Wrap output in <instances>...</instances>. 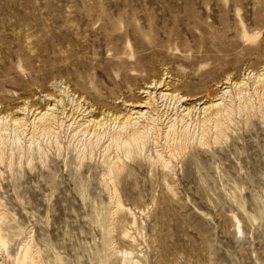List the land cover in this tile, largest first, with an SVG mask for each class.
<instances>
[{
  "label": "rangeland",
  "instance_id": "obj_1",
  "mask_svg": "<svg viewBox=\"0 0 264 264\" xmlns=\"http://www.w3.org/2000/svg\"><path fill=\"white\" fill-rule=\"evenodd\" d=\"M28 244L264 264V0H0V264Z\"/></svg>",
  "mask_w": 264,
  "mask_h": 264
},
{
  "label": "bare ground",
  "instance_id": "obj_2",
  "mask_svg": "<svg viewBox=\"0 0 264 264\" xmlns=\"http://www.w3.org/2000/svg\"><path fill=\"white\" fill-rule=\"evenodd\" d=\"M262 76H263V75H259V76L257 77V83H260V82L263 81V80H261ZM241 84H243V83L241 82ZM127 121H128V120H127ZM127 121H126V123H124L123 127L129 124ZM98 125H99V124H98ZM98 125H96V126H98ZM133 142L135 143L136 140H133ZM124 255L127 257V256L132 255V254H131V253H128V252H125ZM33 256H34V255H33ZM33 258H34V257H32L31 247H30V245L28 244V245H26V247L24 248L23 253H22V255L20 256V259L18 260L17 264H36V263H34V259H33ZM35 262H36V261H35ZM123 264H124V262H123ZM133 264H139V263H138V262H135V263H133Z\"/></svg>",
  "mask_w": 264,
  "mask_h": 264
}]
</instances>
